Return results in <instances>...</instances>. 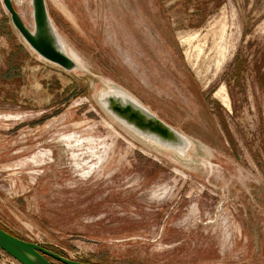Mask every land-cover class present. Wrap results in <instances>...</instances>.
Here are the masks:
<instances>
[{"label": "rangeland", "instance_id": "1", "mask_svg": "<svg viewBox=\"0 0 264 264\" xmlns=\"http://www.w3.org/2000/svg\"><path fill=\"white\" fill-rule=\"evenodd\" d=\"M46 2L82 69L40 56L0 0V226L94 264H264V0ZM109 90L190 143L140 135Z\"/></svg>", "mask_w": 264, "mask_h": 264}, {"label": "water", "instance_id": "2", "mask_svg": "<svg viewBox=\"0 0 264 264\" xmlns=\"http://www.w3.org/2000/svg\"><path fill=\"white\" fill-rule=\"evenodd\" d=\"M3 2L13 25L40 56L68 71L82 69L66 50L52 21L46 0H32L34 29L25 24L13 0ZM100 100L112 115L141 134L171 147H186L188 140L180 131L127 94L109 90L103 93ZM0 249L21 264H57L56 261L63 264H94L66 257L37 242L23 239L1 226Z\"/></svg>", "mask_w": 264, "mask_h": 264}, {"label": "trees", "instance_id": "3", "mask_svg": "<svg viewBox=\"0 0 264 264\" xmlns=\"http://www.w3.org/2000/svg\"><path fill=\"white\" fill-rule=\"evenodd\" d=\"M25 49L26 48L23 45L20 46L21 54H22V52L25 51ZM24 53H25V55H29L28 52H27V50ZM17 54H19V53L13 52L10 55V59H9V69L6 72V75L7 76H12V75L18 76L19 73H20V63H19V59H18Z\"/></svg>", "mask_w": 264, "mask_h": 264}, {"label": "bare ground", "instance_id": "4", "mask_svg": "<svg viewBox=\"0 0 264 264\" xmlns=\"http://www.w3.org/2000/svg\"><path fill=\"white\" fill-rule=\"evenodd\" d=\"M68 53L70 54V56L79 64V66H81L80 64L81 63H79V61L75 58V56L71 53V52H69L68 51ZM104 93V92H103ZM103 93H101V95H100V98L102 97V95H103ZM115 116V115H114ZM116 117V116H115ZM117 118V117H116ZM118 119V118H117ZM119 121H121L122 123H124V121L123 120H121V119H118ZM125 124V123H124ZM128 127H130V128H132L134 131H136V132H138L140 135H141V133L138 131V130H136V129H134L133 127H131V126H128ZM143 135V134H142ZM145 136V135H144ZM148 137V136H147ZM148 138H150L151 140H153V141H155L156 143L157 142H159L158 140H156L155 138H153V137H148ZM188 140V139H187ZM188 143H190V141L188 140ZM187 143V144H188ZM165 146H167V147H171V146H168V145H165ZM187 146V145H186ZM175 148V147H174ZM185 148V147H184ZM184 148H182V149H179V148H175L176 150H178V151H181V152H183V150H184ZM186 152V151H185Z\"/></svg>", "mask_w": 264, "mask_h": 264}]
</instances>
